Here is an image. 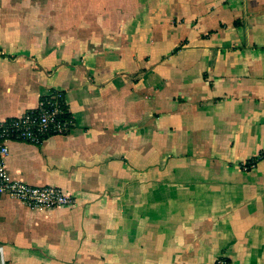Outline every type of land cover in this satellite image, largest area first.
<instances>
[{"label": "crops", "instance_id": "obj_1", "mask_svg": "<svg viewBox=\"0 0 264 264\" xmlns=\"http://www.w3.org/2000/svg\"><path fill=\"white\" fill-rule=\"evenodd\" d=\"M54 91L5 166L75 204L4 197V264H264V0H0V120Z\"/></svg>", "mask_w": 264, "mask_h": 264}, {"label": "built area", "instance_id": "obj_2", "mask_svg": "<svg viewBox=\"0 0 264 264\" xmlns=\"http://www.w3.org/2000/svg\"><path fill=\"white\" fill-rule=\"evenodd\" d=\"M73 126V117L61 91L43 96L35 109L21 116L0 120V203L4 197H9L36 211L74 206L72 196L58 187L31 186L10 179L5 166L10 143L24 142L39 147L52 137L68 135ZM0 264H4L1 250ZM215 264H230V261L223 256L217 258Z\"/></svg>", "mask_w": 264, "mask_h": 264}]
</instances>
